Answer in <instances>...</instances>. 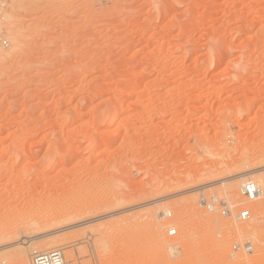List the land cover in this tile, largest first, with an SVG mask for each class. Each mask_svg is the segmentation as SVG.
<instances>
[{
	"label": "rangeland",
	"instance_id": "374dc122",
	"mask_svg": "<svg viewBox=\"0 0 264 264\" xmlns=\"http://www.w3.org/2000/svg\"><path fill=\"white\" fill-rule=\"evenodd\" d=\"M9 6L0 264H22L28 238L67 264H264V195L225 190L264 179V0Z\"/></svg>",
	"mask_w": 264,
	"mask_h": 264
},
{
	"label": "built area",
	"instance_id": "2783aa9c",
	"mask_svg": "<svg viewBox=\"0 0 264 264\" xmlns=\"http://www.w3.org/2000/svg\"><path fill=\"white\" fill-rule=\"evenodd\" d=\"M12 0H0V44L3 47H9V40L7 38V32L5 30V21L7 17V12L10 8V3ZM263 190L255 182H247L241 188V195L250 202H255L259 200ZM204 205H207L204 204ZM224 214L229 216V212L225 211ZM252 217V213L248 209H243L237 215V219L240 221H248ZM168 235L174 237L177 235L175 228H170ZM234 252L238 254L244 251L246 254H252L254 249L251 243L240 245H235L233 247ZM233 257H236L234 255ZM32 264H67L65 255L62 250L53 249L48 251L34 252L32 256Z\"/></svg>",
	"mask_w": 264,
	"mask_h": 264
},
{
	"label": "bare ground",
	"instance_id": "6f19581e",
	"mask_svg": "<svg viewBox=\"0 0 264 264\" xmlns=\"http://www.w3.org/2000/svg\"><path fill=\"white\" fill-rule=\"evenodd\" d=\"M6 19H7V17H6ZM17 39V38H16ZM15 38H13L12 40L14 41H17ZM14 41V42H15ZM1 54H2V52H1ZM2 56H3V54H2ZM1 57V56H0ZM3 57H5V56H3ZM6 57H8V55L6 56ZM24 129V128H23ZM21 130H22V128H21ZM21 130H19V131H21ZM67 154V153H66ZM65 156H63V158H64ZM72 159V158H71ZM67 161H69L68 160V158L66 159ZM65 159H61L60 160V162H55L54 163V165H53V170H55V169H57L61 164H63V165H65ZM262 171H253V172H249V173H243V174H241V175H238V176H236V177H233L232 178V180L234 179V181H232L231 180V183H228V186L227 187H225L226 189V195H235V193H236V191L238 190V188H239V186L240 185H244L246 182H250V181H252V182H255V181H257V182H255L260 188H262V185L264 184V179H260V177L259 176H257L258 178V180L256 179V175H258V174H260ZM64 174H66V173H64ZM68 174V173H67ZM46 177V176H45ZM235 179L236 180H239V181H235ZM253 180H255V181H253ZM241 188H242V186H241ZM204 191H205V187H201V188H198V189H196V190H194V191H192V193L193 192H199V193H204ZM264 193V192H263ZM261 194V196L260 197H262L264 194ZM52 194V193H51ZM48 196H52V195H48ZM57 197V196H56ZM55 197V198H56ZM59 199H60V196L58 197ZM51 199H52V197H51ZM57 199V198H56ZM56 199H55V201H56ZM58 199V200H59ZM170 198H164V199H161V200H159V201H156V204L157 203H159V202H161L162 204H165V202H167L168 200H169ZM50 200V199H49ZM44 201H46V199L44 200ZM187 201V200H186ZM186 201H184V202H186ZM190 201V200H189ZM248 201V200H247ZM59 202V201H58ZM179 202H181V204H183L184 202L183 201H179ZM226 202H228L227 200H226ZM250 202V201H249ZM256 202V201H255ZM254 202V203H255ZM57 203V202H56ZM186 203H188V201L186 202ZM207 202H205V204H206ZM230 203V202H229ZM179 205H181L180 203H178ZM201 204H204V202H202ZM225 204V203H224ZM227 204V203H226ZM232 205V204H231ZM253 205V204H252ZM178 206V205H177ZM182 206V205H181ZM180 206V207H181ZM227 206H228V204H227ZM257 206H258V204H256V208H257ZM217 207V206H216ZM228 207H231V206H228ZM254 207V206H253ZM259 207V206H258ZM261 207V206H260ZM259 207V208H260ZM255 208V207H254ZM262 208V207H261ZM217 209H219V207L217 208ZM258 209V208H257ZM211 210H215V206H212L211 207ZM255 210V209H254ZM261 209H259V211H260ZM263 210H264V207H263ZM68 211V210H67ZM258 211V212H259ZM64 212H66L65 211V209H64ZM207 212H208V210H207ZM210 212V211H209ZM228 212V211H227ZM171 211H169V210H166L165 209V213H164V216L167 218H169V217H172L171 216ZM217 213V212H216ZM214 214V213H213ZM260 215H261V213H259ZM264 214V213H263ZM111 216V215H110ZM264 216V215H263ZM52 217H54V216H52ZM56 217V216H55ZM64 217H66V215L64 216ZM109 217V216H108ZM59 218V217H58ZM53 219H55L54 221H56L57 219L56 218H53ZM74 220V219H73ZM90 223V222H89ZM260 223H263L264 224V218H262V220H260ZM176 229V228H175ZM247 231L249 230V228H247L246 229ZM245 230V228L244 229H242V231H246ZM241 231V230H240ZM176 232H177V229H176ZM19 235H21V234H19ZM46 237V236H45ZM41 238H43V237H41ZM35 240H37L36 238H33V239H27V240H25V241H23L22 240V245L25 247V249H24V251H22L21 253H19L20 255V257L19 258H21V259H19V260H21L23 263L22 264H28L29 262H28V258L29 257H31V256H33V254H34V252H39V251H34L33 253H32V255H31V253H30V249H31V247H32V244H33V242L35 241ZM247 243H250V242H246V243H244V244H247ZM174 250V251H173ZM171 251H173V253L174 254H177L176 252H175V248H171ZM73 256V255H72ZM30 259V258H29Z\"/></svg>",
	"mask_w": 264,
	"mask_h": 264
}]
</instances>
